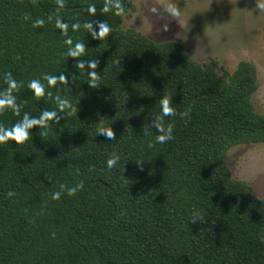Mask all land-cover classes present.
Here are the masks:
<instances>
[{"label":"trees","instance_id":"1","mask_svg":"<svg viewBox=\"0 0 264 264\" xmlns=\"http://www.w3.org/2000/svg\"><path fill=\"white\" fill-rule=\"evenodd\" d=\"M125 9L0 0V134L36 121L0 141V264H264V196L225 159L264 143L256 66L195 60L122 27ZM162 100L175 115L160 143Z\"/></svg>","mask_w":264,"mask_h":264},{"label":"rangeland","instance_id":"2","mask_svg":"<svg viewBox=\"0 0 264 264\" xmlns=\"http://www.w3.org/2000/svg\"><path fill=\"white\" fill-rule=\"evenodd\" d=\"M121 26H134L154 41L176 39L192 58L216 61L230 71L246 59L258 72L255 109L264 114V0H132ZM232 176L264 196V143L235 144L225 154Z\"/></svg>","mask_w":264,"mask_h":264},{"label":"clouds","instance_id":"3","mask_svg":"<svg viewBox=\"0 0 264 264\" xmlns=\"http://www.w3.org/2000/svg\"><path fill=\"white\" fill-rule=\"evenodd\" d=\"M261 8H264V2L260 4ZM93 78H95V74L93 73ZM14 84V82H13ZM33 86H35L33 84ZM5 101H2L3 104ZM7 103H9L12 107H15L14 104L11 103V98L8 99ZM48 113H45V116H47ZM175 115V110L170 106L169 100H162V109H161V115L160 117L155 118V122L153 123V127L158 128L159 131L163 132V135L157 136V141L160 143H163L166 140H170L172 138V126L169 125L166 129L160 128V125L163 123V117L164 116H173ZM36 123L35 120H28L27 115L25 116V119L18 123L15 128V132L13 133L12 131H8L7 135L0 134V141H3L8 138H14L17 143H22L25 139H27L28 136V131L27 129L33 124ZM39 123L43 124L44 120H40ZM99 135H103L106 139L111 140L114 138V132L112 130H104L101 129L98 133ZM119 160V156L116 154H113L110 158L107 159L106 161V166L108 168H112L116 165L117 161ZM79 186V182L75 186L67 187L66 191L69 195L73 194L77 187ZM65 185H60L61 190H65ZM8 195H13L12 192H9ZM61 195L60 191L54 192L52 194L53 199H58Z\"/></svg>","mask_w":264,"mask_h":264},{"label":"crops","instance_id":"4","mask_svg":"<svg viewBox=\"0 0 264 264\" xmlns=\"http://www.w3.org/2000/svg\"><path fill=\"white\" fill-rule=\"evenodd\" d=\"M140 31V30H139ZM143 33V32H142ZM191 56V55H190ZM196 60V59H195Z\"/></svg>","mask_w":264,"mask_h":264}]
</instances>
